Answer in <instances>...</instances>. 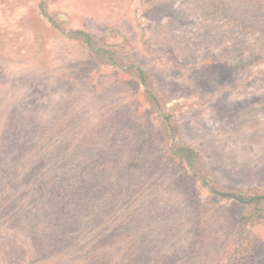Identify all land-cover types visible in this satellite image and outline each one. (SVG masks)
Returning <instances> with one entry per match:
<instances>
[{
	"label": "rangeland",
	"instance_id": "rangeland-1",
	"mask_svg": "<svg viewBox=\"0 0 264 264\" xmlns=\"http://www.w3.org/2000/svg\"><path fill=\"white\" fill-rule=\"evenodd\" d=\"M182 146L264 196V0H0V264H264Z\"/></svg>",
	"mask_w": 264,
	"mask_h": 264
},
{
	"label": "trees",
	"instance_id": "trees-1",
	"mask_svg": "<svg viewBox=\"0 0 264 264\" xmlns=\"http://www.w3.org/2000/svg\"><path fill=\"white\" fill-rule=\"evenodd\" d=\"M85 40H89L87 37L85 38ZM137 78L140 82V84H144V75L142 74L141 71H138L137 73ZM146 87V86H145ZM153 97V96H152ZM152 99V98H151ZM153 106L155 108H157L158 106H160V104L158 102H156L155 100L153 101ZM163 107V106H162ZM170 127H172L170 125ZM172 154L176 155L178 157H180L181 159L185 160V163L187 164V166L191 169V171L194 173V175L201 180V185L204 187H207L211 192L214 193H220L221 194V198L223 199H234L235 201L241 203V204H246V205H258L259 203L264 202V196L261 195H244L242 193L236 192L234 193H229V192H223V190L216 188V184L214 181H212L211 178H209L207 176V174L205 172H203L202 169L199 168V164L198 163V155L194 152L193 149H191L190 147L187 146H182V147H175L172 149ZM254 214V213H253ZM246 218L245 216L240 217L238 220V232H237V239L235 241V247L236 249H242V242L246 239V235L247 234L246 231H244V222H245ZM243 236V238H242ZM248 239V236H247ZM236 255H230L229 256V261H234V263H238L239 261L237 260V255L238 252H236ZM239 255H241V253H239ZM241 257V256H240ZM245 261L247 258H245V256L241 257L240 260Z\"/></svg>",
	"mask_w": 264,
	"mask_h": 264
}]
</instances>
